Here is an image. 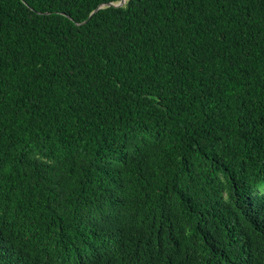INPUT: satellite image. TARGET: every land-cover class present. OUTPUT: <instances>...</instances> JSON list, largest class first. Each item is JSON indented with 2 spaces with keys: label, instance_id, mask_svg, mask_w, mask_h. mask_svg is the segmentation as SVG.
<instances>
[{
  "label": "trees",
  "instance_id": "16d2710c",
  "mask_svg": "<svg viewBox=\"0 0 264 264\" xmlns=\"http://www.w3.org/2000/svg\"><path fill=\"white\" fill-rule=\"evenodd\" d=\"M101 4L0 0V264H264V0Z\"/></svg>",
  "mask_w": 264,
  "mask_h": 264
},
{
  "label": "snow or ice",
  "instance_id": "6c2138e0",
  "mask_svg": "<svg viewBox=\"0 0 264 264\" xmlns=\"http://www.w3.org/2000/svg\"><path fill=\"white\" fill-rule=\"evenodd\" d=\"M103 6L105 7H123L129 3V0H117V3L113 5L109 0H102ZM253 214H258L259 212H264V203H261L258 207L250 209Z\"/></svg>",
  "mask_w": 264,
  "mask_h": 264
},
{
  "label": "water",
  "instance_id": "95a60500",
  "mask_svg": "<svg viewBox=\"0 0 264 264\" xmlns=\"http://www.w3.org/2000/svg\"><path fill=\"white\" fill-rule=\"evenodd\" d=\"M113 5H115L117 2H111ZM103 6V4H101V5H99L98 7H96L91 13H90V15L94 12V11H96L98 8H100V7H102ZM89 15V16H90Z\"/></svg>",
  "mask_w": 264,
  "mask_h": 264
}]
</instances>
